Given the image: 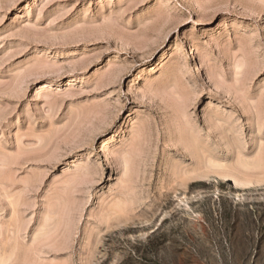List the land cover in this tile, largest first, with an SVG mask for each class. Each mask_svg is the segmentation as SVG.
Segmentation results:
<instances>
[{"label": "rangeland", "instance_id": "obj_1", "mask_svg": "<svg viewBox=\"0 0 264 264\" xmlns=\"http://www.w3.org/2000/svg\"><path fill=\"white\" fill-rule=\"evenodd\" d=\"M263 163L264 0H0V264H264Z\"/></svg>", "mask_w": 264, "mask_h": 264}, {"label": "bare ground", "instance_id": "obj_2", "mask_svg": "<svg viewBox=\"0 0 264 264\" xmlns=\"http://www.w3.org/2000/svg\"><path fill=\"white\" fill-rule=\"evenodd\" d=\"M191 51H192V50H191ZM192 54H194V51H192ZM261 164H262V163H261ZM263 164H264V163H263ZM201 174H202V172H201ZM201 177H203V180L207 179V176H205V175H203V176H201ZM258 177H259V176H258ZM259 178H260V177H259ZM255 179H256V178H255ZM251 180H252V179H251ZM258 180H259V179H258ZM258 180H257V181H258ZM260 180H261V178H260ZM201 181H202V180H201ZM252 181H253V180H252ZM252 181H249V182H252ZM254 181L256 182V180H254ZM254 181H253V182H254ZM262 181H264V180H262ZM249 182L247 183L248 186H250ZM255 182H254V183H255ZM244 183H245V182H244ZM257 183H258V182H257ZM259 183H261V181H259ZM259 183H258V184H259ZM261 184H262V183H261ZM263 184H264V183H263ZM185 185H187V183H186ZM236 185H237V184H236ZM183 186H184V184H183ZM238 186H240V187H241V186H242V187H246L247 185L242 184V185H238ZM174 188H176V187H174ZM179 188H180V187H179ZM185 188H186V187H185ZM115 205H116V204H115ZM123 206H124V205H123ZM121 209H122V208H121ZM121 209H120V210H121ZM120 210H119V211H120ZM145 212H146V211H145ZM139 215H140V214H139ZM137 218H138V216H137ZM122 219H123V218H122ZM125 219H126V218H125ZM131 219H133V218H131ZM131 219L129 220V219L127 218L126 221L128 222V220H129V222H130ZM153 219H154V217H153ZM138 220H139V218H138ZM124 221H125V220H124ZM126 221H125V222H126ZM132 221H133V220H132ZM132 221H131V222H132ZM125 222H124V223H125ZM120 225H122V224H120ZM124 225H125V224H124ZM126 225H127V224H126Z\"/></svg>", "mask_w": 264, "mask_h": 264}]
</instances>
